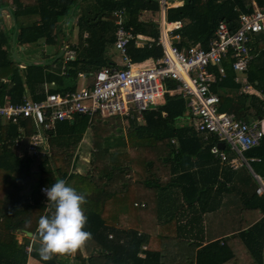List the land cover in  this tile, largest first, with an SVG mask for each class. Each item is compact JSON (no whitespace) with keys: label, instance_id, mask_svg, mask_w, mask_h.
Instances as JSON below:
<instances>
[{"label":"trees","instance_id":"obj_1","mask_svg":"<svg viewBox=\"0 0 264 264\" xmlns=\"http://www.w3.org/2000/svg\"><path fill=\"white\" fill-rule=\"evenodd\" d=\"M10 1L0 0L2 104H20L27 92L34 100L42 101L47 96L43 93L46 82L57 83V91L61 93L74 92L79 71L109 66L104 52L114 40L108 39L107 34L115 29L113 12L124 5L130 18L127 28H131L136 36L147 34L154 40L145 46L137 45L140 38L131 41L128 46L131 60L143 62L150 57L160 59L163 56L162 47L158 44L159 26L156 23L137 22L141 10L158 8V0H147L149 6L142 9L137 7V2L104 0L99 14L106 15L110 21L100 18L98 21H84L82 14L79 19L81 37L85 31L89 32L90 37L88 44L78 51L75 60L65 63V58H60L64 66H56L53 73L50 71V59L47 65H26L25 69L20 70V63L11 56L13 37L15 46H34L41 38L46 39L47 44H55V30L61 28L58 24L78 10L77 0ZM256 1L260 7L264 5V0ZM251 2L188 0L182 8L170 9L168 19L187 20L178 31L180 48L190 43L208 47L217 24L224 20L232 29L238 27L239 15L252 11ZM7 7L16 20L20 16L39 14L40 24L7 29L2 16L3 9ZM79 11L82 12V9ZM45 58L49 57L45 55ZM224 68V77L213 89L240 90L245 82L255 81L250 73V76L236 83L232 60L224 61ZM215 71L220 77L217 68ZM257 81L264 91V80ZM243 93L247 94L246 91ZM6 98L8 101H5ZM159 105L154 110L142 113L141 119L138 113L133 118L95 114L91 126L93 154L97 162L91 163V169L86 174L74 168L72 158L89 128L88 115H76L73 124L68 120L56 123L55 129L48 133L51 136L50 155L31 157L26 152L24 158L19 156L20 147L14 145L18 135L17 126L0 122V264H29L31 260L41 264H69L53 257L42 259L36 250L38 244H35L38 237L35 232L37 218L51 211L41 187L50 186L61 178L86 194L82 209L86 216L85 230L91 233L88 240L93 244V251L86 257L83 248L76 250L75 257L81 264H227L234 259L238 261L246 250L255 263L263 264L264 218L249 231L238 235L234 247H230L229 240L223 243L214 241L204 246L202 240L194 238V224L200 223L202 216L215 208L212 192L216 185L217 192H223L222 188H227L230 176L235 177L234 169L228 165V160L221 162L212 154L211 148L220 143L216 136L211 135L209 142L204 143L195 128L176 127V121L184 117L187 109L182 98L167 95ZM255 107L256 116L264 118V107ZM244 108L245 101H237L233 94L220 98L219 110L234 113L239 120L245 118ZM33 129L28 128L29 135L34 132ZM172 139H176V145ZM223 151L230 160L233 152L228 146ZM245 157L260 158V162L254 161L251 166L255 173L264 176V135L258 146L245 152ZM242 169L249 170L246 165ZM246 173L248 179L257 183L251 172ZM220 176H223V182ZM25 190L27 192L23 194ZM257 200V207L264 214V197ZM130 206L135 209L133 219L127 216ZM26 221H31L27 228ZM22 231L33 235L24 237L20 244L15 232ZM29 247L31 252L28 251Z\"/></svg>","mask_w":264,"mask_h":264},{"label":"built area","instance_id":"obj_2","mask_svg":"<svg viewBox=\"0 0 264 264\" xmlns=\"http://www.w3.org/2000/svg\"><path fill=\"white\" fill-rule=\"evenodd\" d=\"M159 2L165 14L171 1ZM116 15L120 17L119 13ZM117 24L115 47L121 61L100 69L91 86L74 92L47 93L42 101L29 96L20 104L0 102V119L19 126L14 145L25 146L31 157L50 155L48 133L55 129L57 122L74 120L76 115H88L93 119L97 113L104 117L131 118L138 113L141 119L142 113L154 109L167 95L180 97L186 101L188 113L195 119L196 130L206 139L210 135L216 136L235 155L229 160L217 145L211 148L212 154L221 162L228 160V165L235 170L246 165L257 182V195L264 197V176L255 173L251 166L252 162L261 160L245 157L246 151L260 144L264 130L258 123L239 120L232 113L221 112L220 97L213 92L215 84L225 75L224 61L231 59L232 69L237 74L247 72L254 58L251 37L264 33V5H254L252 11L241 13L235 29L224 21L219 22L208 48L198 45L180 48L173 42L172 32L180 29L182 22L168 23L164 20L158 39L163 56L143 62H133L128 55L130 42L141 37L124 27L123 21H117ZM136 43L140 44L139 41ZM65 56L67 60L72 59L75 52L68 49ZM28 120L35 128L30 135L22 126ZM46 187H41L43 194L42 189ZM45 200L47 204L46 196Z\"/></svg>","mask_w":264,"mask_h":264},{"label":"crops","instance_id":"obj_3","mask_svg":"<svg viewBox=\"0 0 264 264\" xmlns=\"http://www.w3.org/2000/svg\"><path fill=\"white\" fill-rule=\"evenodd\" d=\"M34 1V0H33ZM118 3H125L130 1V3H135L137 2V7L139 9L144 8V6H149L148 1L147 0H114ZM171 1V6H169V8L166 9L165 14H163V8L158 0V8H150V9H145V10H141L138 14V23H156L159 27V38L161 36V27H162V23L163 21H167L168 23H175L177 21H181L182 22V27L178 30H174L172 32V37L173 38V42L178 45L180 47V33L178 32L179 30H181L184 25L187 23V20H173V21H169L168 19V12L170 9H178V8H182L187 2L188 0H170ZM12 2V0L10 1ZM173 4V5H172ZM252 4V8L254 5H257L258 7H260V5L258 4V2L256 0H252L251 2ZM101 5L104 6V0H77V7L78 10L76 12H73L72 15L70 17L64 18L62 19L58 26L60 25L61 28L60 29H56L55 30V34H56V43L55 44H47L46 39L41 38L36 45L32 46V45H16L15 46V36L13 37V45L14 47L11 48V54L12 52H14L15 54H17L22 60V52L26 53V58L24 59V61L27 62H33V64H42V65H47L49 63V59L50 61L56 65L57 61L60 58H65V63L70 61V60H75L76 55L78 53V51L85 47L88 42L87 39H89L90 34L88 31H85L82 33V37H81V33H80V29H79V19L82 16V14H84V21L86 20H99V18L102 21H110L108 19V17L106 15H101L99 14V12H102V7ZM167 6V7H168ZM142 7V8H141ZM262 7V6H261ZM79 9H82V12L79 11ZM155 9V10H154ZM5 12L7 13V15L9 16L11 21H7L5 18H3V25H5V27L7 29H10L12 27H17V29L19 27H30L32 25H39L40 24V20H41V16L39 14H29V15H24V16H20L17 20L16 18H14L11 9L9 7L5 8ZM253 10V9H252ZM4 11V10H3ZM116 13L120 14V17H118L116 15ZM101 15V16H100ZM3 16V14H2ZM98 16V17H96ZM113 16L112 20L114 19V26L115 29L112 31H109L107 34V38L114 40V43L112 45H108L107 50L104 52V57H107L109 59V66H114L115 64L119 63L121 61V56L120 53L119 55H114V50H115V41H116V31H117V21H123V26L127 28V23L129 22L128 20H130L129 15L127 13L126 7L125 5L122 8H117V10H115L113 12ZM82 18V17H81ZM71 21H73L72 25H73V29L72 32L70 33V23ZM224 21V20H222ZM221 22V21H220ZM226 22V21H224ZM229 26H231L228 22H226ZM238 24V21H237ZM218 26V24H217ZM130 31H132L135 35L136 33L131 29V28H127ZM217 29V27H216ZM215 29V32H216ZM235 29V28H233ZM215 32H214V36L215 37ZM261 34V33H260ZM255 34L258 35L257 37H255V35H253L251 37V46H252V53L254 55V58L247 70V72H245L244 74H237L234 70V74H235V82L238 83L239 80H243L244 77L246 78V76H250V73L255 77V81L253 83L251 82H245V84L243 85V88H240V90H222V89H213V92L216 93L217 95L220 96H225L227 94H233V98L235 96V99L237 101H245V107L244 108V112H243V116L245 118H241L244 119L250 123H258L259 126L261 128H263L264 130V118L262 117H257L256 116V107H264V91L263 89L259 88L258 85V81L259 80H264V34ZM138 36L144 37L145 40L142 41V38H140L138 41H141L140 44L137 45H141V46H145L147 45V43H151V41H154L149 35L147 34H138ZM178 37V38H177ZM212 38V39H213ZM212 39H210L208 41V47L210 42L212 41ZM193 45H198L196 43H190L188 46H182L181 48H186L189 46H193ZM198 46H202L201 44ZM203 47V46H202ZM208 47H204V48H208ZM28 49L33 50V54H31V52H28ZM50 49H52V51H50ZM68 49H71L75 52V57H73L72 59L67 60L66 56H65V51H67ZM64 50L63 55L58 58L59 54L61 53V51ZM117 51V50H116ZM45 55L48 56L49 58H45ZM111 56V57H109ZM113 56V57H112ZM48 59V60H47ZM150 59H155V58H147L146 60H150ZM16 60V59H15ZM17 61V60H16ZM229 62H231V59L227 60ZM19 62V61H18ZM20 63V62H19ZM32 64V65H33ZM53 64L51 65V69L50 71L53 73V69H55L56 67L53 66ZM27 64H23L20 63V65L18 66L20 68V70L25 69ZM57 66V65H56ZM61 66H64L61 64ZM106 67V66H102ZM58 68V66H57ZM102 68H97L93 67V68H89L86 70H81L78 72V77L75 80V84H76V90L80 89L81 87L84 86H91L92 83L94 82V76L96 75V73L102 69ZM61 70L62 67H61ZM24 71V70H23ZM22 71V72H23ZM65 72V71H64ZM237 78H239V80L237 81ZM9 81H6V83ZM69 83V82H68ZM67 83V84H68ZM247 83V84H246ZM247 85L250 86V88H246ZM59 89V85L55 82H46L44 85V90L43 93L44 95H46L47 93H51L52 90H56V92L53 93H59L60 91H57ZM244 91L247 92V94L243 93ZM244 94V96H246L247 98H243L244 96H242L241 94ZM249 94V95H248ZM32 97V95H29V92H27V95L24 96V98H28V97ZM242 96V97H241ZM23 98V99H24ZM184 100V99H183ZM5 101H8V98L5 99ZM185 101V100H184ZM5 103V102H4ZM186 103V101H185ZM255 104V106H254ZM160 106L157 105L156 108ZM186 107H187V103H186ZM154 110V109H151ZM226 113H231V112H226ZM165 114V113H164ZM234 114V113H232ZM166 115V114H165ZM95 118V117H94ZM94 120V119H93ZM93 120L91 117H89V128L86 129V131L83 134V140H81L79 145H83V143H87L88 140H84L87 135L90 133V129L92 128V123ZM0 122L3 125H8V124H12V123H8L6 120L4 119H0ZM27 122L29 123V125L27 124ZM142 120L140 121V123L142 124ZM71 123H74V120H71ZM196 122L195 119L188 113V107L186 109V111L184 112V117L180 118L176 121V127L177 128H184V127H193L196 130ZM15 125V124H13ZM17 126V133L19 130V126ZM22 126H25L27 128V133H28V128L29 127H33L31 121H26L22 124ZM33 131H35V128L33 129ZM196 132L198 133L199 137L202 139V141L204 143H208L210 136L206 139L205 135L199 133L197 130ZM1 133V131H0ZM86 133V134H85ZM18 136V135H17ZM50 140H51V136H50ZM1 143V142H0ZM172 143L173 144H177L176 143V139H172ZM222 143H219L217 146H219V148L221 150H225L226 145H224V148L220 147ZM49 145H50V141H49ZM80 146V147H81ZM51 147V145H50ZM27 149L25 146L20 147L19 148V156L24 158V155H26ZM232 157H234V153H231ZM82 157V155L80 156V158ZM260 159V158H259ZM90 162V161H88ZM260 162V161H258ZM90 164L87 163V165H85V169L88 170ZM77 170V167H74ZM242 168V167H241ZM234 169L232 170L235 173V177H233L232 175L230 176V180H228L227 182V188H222L224 189V191L222 192H217V188L218 185H216L215 187V191L212 192V198L213 199V205H214V210L211 212H208L206 214H204L202 216V220H200V223H198L197 225H195L194 230V238H197L198 240H202L203 244L202 245H207L209 243H212L214 241H221V243L228 241V243H230V247L231 246H235V243L237 241L238 235L243 234L247 231H249L250 229H252L257 223H259L263 218H264V214L261 210V208L257 207L258 206V200L259 199V195H256V184L254 181H252L251 179L247 178V171L251 172V170H247V169ZM253 169V168H252ZM84 170V171H87ZM84 171H80L78 170V172H80L81 174H85ZM252 174V172H251ZM223 176H220V181L223 182ZM27 190H25L24 192H22L23 194L26 193ZM29 192V190H28ZM30 194V193H29ZM211 219H225L226 224L230 223V226H227V228H225V230L223 229V227H221L222 230H219L217 232L212 233L211 235H209V226L208 225L211 221ZM196 223V221H195ZM19 231V230H18ZM23 234L28 235L26 232H23ZM32 234V233H31ZM33 235V234H32ZM32 235H28L31 236ZM23 240V238H22ZM21 240V241H22ZM21 241H19V243L21 244ZM87 245L86 243H84L87 247V253L88 255H90V253L93 251V244L91 241L87 240ZM91 243L89 246L88 244ZM232 247V249H233ZM33 261L35 264H41L37 261L31 260ZM30 261V262H31ZM29 262V264H30ZM227 264H257L255 263L254 259L251 257L250 253L248 252V250H246V252L244 253L243 256H240V259L237 260H232L230 262H228ZM263 264H264V246H263Z\"/></svg>","mask_w":264,"mask_h":264},{"label":"clouds","instance_id":"obj_4","mask_svg":"<svg viewBox=\"0 0 264 264\" xmlns=\"http://www.w3.org/2000/svg\"><path fill=\"white\" fill-rule=\"evenodd\" d=\"M42 191L47 205H51V211L37 218L35 232L39 240L36 250L42 259L47 260L55 254L76 251L90 238L91 233L85 230L86 216L82 209L85 193L62 178L56 179ZM30 223L26 221L25 228Z\"/></svg>","mask_w":264,"mask_h":264},{"label":"rangeland","instance_id":"obj_5","mask_svg":"<svg viewBox=\"0 0 264 264\" xmlns=\"http://www.w3.org/2000/svg\"><path fill=\"white\" fill-rule=\"evenodd\" d=\"M3 10L4 11H3L2 14H3L4 21H5V18H6L7 21H11L10 18H9V16L5 12L6 10L5 9H3ZM72 23H73V21H71V23H70V27H69L70 28V33L72 32L71 29H73ZM257 36L258 35H255V37H257ZM116 50L117 49L115 48L113 56L114 55H117V56L119 55V51L118 50L116 51ZM32 51L33 50L28 49V52H31V54H33ZM50 51H52V49H50ZM21 56H22L23 60L27 57L26 56V53H23V52H22V55ZM109 57H111V56H109ZM59 60L60 61L57 63V66L60 67L61 64H62V59H59ZM51 64H53V63L51 62ZM54 66L56 67V65H54ZM125 125H128V122H125ZM125 127H128V126H125ZM125 130L127 131L128 128H125ZM92 132H93V128L90 129V133L85 138V140L86 141L88 140V142L87 143H83L82 146L79 145V147L76 148L75 153L73 155L72 163H73V165L75 167H77V171L78 170H80V171L87 170V169H85V165H87V163H89L90 166H91V163L97 162V160L95 161V155L93 154V152L95 150H93V146H92V144H93V142H92V137H93ZM81 155H82V157L80 158ZM88 161H90V162H88ZM139 161L140 160H138V162ZM89 168L91 169V167H89ZM87 171H84V173L86 174ZM143 206H145V204H143ZM127 216L130 217V219H133V217L135 216V209L133 207L130 206L129 211H127ZM210 221L211 222L208 224V225H210L209 226V228H210L209 235H211L212 233L217 232L219 230H222L221 227H223V229L225 230V228H227V226H230V223H227L226 224L225 219H211L210 218ZM224 226H225V228H224ZM15 234H16V239L18 240V242L21 241L22 238H24L26 236L27 237H31V236H28V235H24L21 232H15ZM38 240H39V238L36 237L35 238V244H38ZM22 242H23V240L21 241V243ZM85 243L87 245V242H85ZM90 244L91 243H89L88 246ZM86 245L83 244L81 246V248H83V250L85 252V256L88 257ZM28 251L31 252L30 247L28 248ZM75 255H76V251L71 252V253L55 254V255H52L51 257L56 258V259H59L61 261H64L65 263H69V264H81V262L76 259ZM30 264H35V263L33 261H31Z\"/></svg>","mask_w":264,"mask_h":264},{"label":"water","instance_id":"obj_6","mask_svg":"<svg viewBox=\"0 0 264 264\" xmlns=\"http://www.w3.org/2000/svg\"><path fill=\"white\" fill-rule=\"evenodd\" d=\"M64 53V50L61 51V53L59 54L58 58H60ZM12 58L16 59L17 61H19L20 63H23V64H27L29 66H31L33 64V62H27V61H24L22 60L17 54H15L14 52H12L11 54ZM222 148H224V144H221ZM28 235H32L30 232H27Z\"/></svg>","mask_w":264,"mask_h":264}]
</instances>
